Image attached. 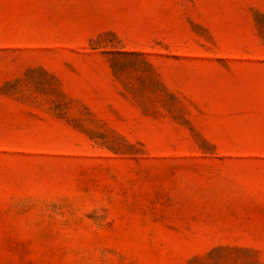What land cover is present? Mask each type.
I'll return each mask as SVG.
<instances>
[{"label": "rangeland", "instance_id": "1", "mask_svg": "<svg viewBox=\"0 0 264 264\" xmlns=\"http://www.w3.org/2000/svg\"><path fill=\"white\" fill-rule=\"evenodd\" d=\"M0 264H264V0H0Z\"/></svg>", "mask_w": 264, "mask_h": 264}]
</instances>
